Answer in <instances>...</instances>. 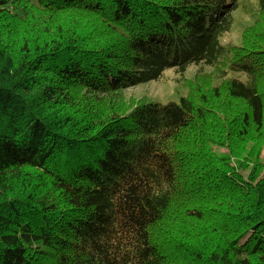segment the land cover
<instances>
[{
  "label": "trees",
  "instance_id": "trees-1",
  "mask_svg": "<svg viewBox=\"0 0 264 264\" xmlns=\"http://www.w3.org/2000/svg\"><path fill=\"white\" fill-rule=\"evenodd\" d=\"M247 1L0 0V264H264V0L224 43Z\"/></svg>",
  "mask_w": 264,
  "mask_h": 264
},
{
  "label": "rangeland",
  "instance_id": "rangeland-1",
  "mask_svg": "<svg viewBox=\"0 0 264 264\" xmlns=\"http://www.w3.org/2000/svg\"><path fill=\"white\" fill-rule=\"evenodd\" d=\"M259 13V1L249 0L242 2L240 8L233 13V27L231 34L224 40V43L238 45L241 43V34L245 28L254 25ZM208 71V70H207ZM210 72V71H208ZM196 75V69H191L185 77L174 74V71H167L164 79L160 82H149L142 85H137L123 92V97L127 106L137 104L138 101L153 102L166 104L168 102H178L183 96H186L187 91L183 87V81L193 78ZM230 77L246 80L242 74L233 73ZM138 102V103H141ZM219 154H227L226 149H215ZM264 159V153H263Z\"/></svg>",
  "mask_w": 264,
  "mask_h": 264
}]
</instances>
